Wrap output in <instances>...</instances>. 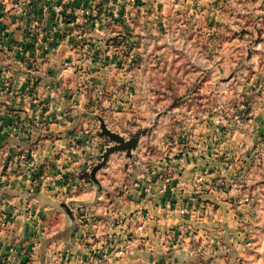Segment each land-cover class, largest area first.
<instances>
[{
    "label": "rangeland",
    "instance_id": "rangeland-1",
    "mask_svg": "<svg viewBox=\"0 0 264 264\" xmlns=\"http://www.w3.org/2000/svg\"><path fill=\"white\" fill-rule=\"evenodd\" d=\"M10 1L0 0V18L10 17ZM128 1L126 11L123 0H92L86 22L31 6L20 41L0 24L1 117L29 121L13 132L32 135L6 161L36 200L26 210L34 241H23L36 250L28 262L142 264L140 246L118 239L125 221L138 226L158 164L188 162L191 130L210 121L234 134L235 151L221 164L228 207L223 195L205 203L240 234L221 240L216 229L206 246L197 240L194 263L264 264V0ZM45 11L54 22L38 31ZM110 135L138 144L110 152L121 146ZM173 179L164 173L160 183Z\"/></svg>",
    "mask_w": 264,
    "mask_h": 264
},
{
    "label": "crops",
    "instance_id": "crops-1",
    "mask_svg": "<svg viewBox=\"0 0 264 264\" xmlns=\"http://www.w3.org/2000/svg\"><path fill=\"white\" fill-rule=\"evenodd\" d=\"M123 1H125L123 7L127 11L126 5L128 7L129 1ZM91 2L92 0H11L7 10L12 7L14 9L10 12V17L0 18V24H7L8 31L13 34L16 40L20 41L23 40V35L28 28V25L23 22V17L25 16L26 19L33 17L32 14L26 16V13L30 12L29 7L35 6L41 10L44 7L46 10V6H59L63 16L64 14H69L71 17L78 15V17H83V21L86 22L84 18L88 15L87 6ZM1 7L0 5V12L3 11ZM70 7L73 8L70 9ZM112 7L115 8V6ZM64 8H67V13L64 12ZM50 15L45 11L44 18L39 20L41 26L38 25L37 30H45L48 28L46 26L48 23L54 22ZM92 15L94 16L93 13ZM10 19H13V23ZM72 21L74 22V20ZM73 22L71 25H79L78 22ZM69 43V39L66 37L61 42L60 49L67 48ZM53 62L57 63L58 61ZM8 112L17 113L13 110ZM3 115H5L4 109L0 113V264H32L28 260H30L29 257L36 254V250L23 240H30L32 243L34 241L32 235V220L34 218L27 214L26 210H29L30 202L36 200H33L34 197L29 195L31 191L29 182L21 184L19 166L13 161L10 165L6 162L9 158H14V147L21 143L23 137H32L29 132L21 136L19 131L13 132V129L19 127L27 130L30 128V122L14 119L16 116L1 117ZM13 121L18 126H14ZM225 128L228 127L219 122H196L190 136L191 147H195V150L189 155V161L184 163L183 159H177L171 165L158 164L161 169L157 171L156 175L172 173L175 190L165 194L158 192L160 188L158 189L156 185L160 183L162 175L156 178V184L150 188L145 187L144 198L138 204L139 210L146 209L142 212V219L140 213L135 216L137 217V227L130 226L134 217L126 219L127 232L124 231L123 235L118 238L123 244H126L125 239L129 237L134 240L135 245L140 246L135 253L136 256L141 257L142 264H195V257L199 256L197 240L202 239L203 245L206 246V243L209 244L207 240L213 236V231L216 229H221L219 231L221 240L229 236L238 237L240 234L238 227L227 226L222 218L217 216L212 217L211 215L210 217V205L205 203L208 198H214V201L217 199L216 195H223L224 201L218 199L220 206L227 208L229 204L226 202L227 192L221 193L224 189L223 180L227 175V171L221 164L222 158L224 160L228 152L234 153L235 149L227 147L229 143H232L234 134H228ZM199 178H203L204 181L199 183ZM161 185L162 183L159 187ZM81 200H84V197H81ZM45 202L48 200L46 199ZM183 206L187 207L185 215L180 213V208ZM146 211L150 212L144 213ZM229 228L234 229V232H229ZM110 239L113 237L111 236ZM102 243L100 241L96 244L101 246ZM110 246L112 245L110 244ZM225 251L229 253L228 250ZM151 257H153L152 260ZM116 259L112 264H130L131 262L129 258L120 259L121 262H117Z\"/></svg>",
    "mask_w": 264,
    "mask_h": 264
},
{
    "label": "built area",
    "instance_id": "built-area-1",
    "mask_svg": "<svg viewBox=\"0 0 264 264\" xmlns=\"http://www.w3.org/2000/svg\"><path fill=\"white\" fill-rule=\"evenodd\" d=\"M198 181H199V183H202L204 181V179L203 178H199ZM174 190H175V188H174L172 180H166V181H164L163 185L160 187L159 191H160V193H164L165 194V193H169V192L171 193ZM180 213L182 215H185L187 213V207H184V206L181 207L180 208ZM116 254H117L116 256L121 257V256L124 255V251L120 250Z\"/></svg>",
    "mask_w": 264,
    "mask_h": 264
},
{
    "label": "water",
    "instance_id": "water-1",
    "mask_svg": "<svg viewBox=\"0 0 264 264\" xmlns=\"http://www.w3.org/2000/svg\"><path fill=\"white\" fill-rule=\"evenodd\" d=\"M114 139H116L119 143H121V146L116 147L115 149L111 150L113 151H131L133 148H135L138 144V140H133L131 142H125L122 138L115 137L113 135H110Z\"/></svg>",
    "mask_w": 264,
    "mask_h": 264
}]
</instances>
